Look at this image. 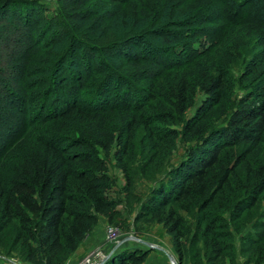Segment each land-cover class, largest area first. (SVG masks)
Listing matches in <instances>:
<instances>
[{"label": "rangeland", "instance_id": "obj_1", "mask_svg": "<svg viewBox=\"0 0 264 264\" xmlns=\"http://www.w3.org/2000/svg\"><path fill=\"white\" fill-rule=\"evenodd\" d=\"M4 1L7 0H0V4ZM83 1L84 6L77 8L76 11L85 12L86 15L89 13L91 17L85 22L76 24L86 27L89 37L107 42L122 39L129 46V50H123L120 45L113 47V56L104 58L102 53L95 52V60H92L88 57L85 59L83 47L80 44L76 45L78 50L75 48L68 60L61 57L62 65L56 75V72L51 71V66L60 58L59 55L69 35L64 33L63 38L59 35L55 38L56 30L49 28L47 21L41 20L36 13L43 9L38 10L30 2L55 10L60 1H19L22 2V6H31L29 11L24 7L21 8V12L30 14L34 41L42 47V51L36 56L37 63L32 64V67L39 68L38 70L43 73L27 79L28 82H41L39 89H36L38 94L34 93L29 99L30 112L27 116L21 115L22 121L14 126V131L0 136V182L3 184L7 182L5 185H9L8 181L13 176L15 167L20 165L25 157L42 149L39 139L47 137L48 132L56 133L64 137V140L76 136L86 138L90 135L88 132L100 133L98 127L102 126L101 122L98 123L91 117L104 114L108 131L113 134L114 141L109 152L100 145L96 147V151L106 161L107 173L113 180L110 194L117 201V206L113 220L102 215L98 224L102 226L104 244L117 245L123 239H128L127 247L118 248L108 254V247L101 245L79 261L74 259V253L64 264H80L88 256L91 258L90 264H100L99 261L103 256L111 259L115 254L125 250H143L146 251L147 257L154 251L165 258L167 252L175 259L172 261L169 258V264H174L175 261L176 264L179 262L180 264H264V234L259 237L256 234L257 231H264V195L255 201L254 207L238 213V218L234 221L231 216L236 217L237 212L234 216L232 212L234 209L232 211L228 209L230 206L228 204L232 203L233 206L238 199L246 195L245 191L239 192V190L254 183L255 171L264 164V141L250 155H246L247 162L239 167L237 171L239 173L231 176L232 188L234 191L237 189V192L229 200L227 195L217 194L215 201L207 208L193 204L191 209L187 210L184 208L187 204L185 202L183 207L181 205L179 207V204L174 205L183 218L182 241L186 246L185 257L181 261L174 236L167 233L163 224L155 221L145 210L152 189L168 176L171 169L186 159L187 149L196 143L193 132H190V129L186 128L179 119L155 118V112H162L163 106L169 105L165 97L167 88L177 84L182 78L189 80L195 87L193 105L184 113V118L189 121L197 114L206 99L200 84L222 71L226 76L225 98L209 112L204 122L209 130L226 124L228 114L233 110L232 101L238 102L250 90L264 88L262 83L264 33L260 24L252 22L247 17L250 1L231 0L236 3V6H229L231 9L228 8L230 0ZM110 12L114 15L112 16ZM47 14L52 16L53 12L47 11ZM228 14H232L233 20L229 21L224 17ZM202 20L208 23H203ZM199 30H214V32H209V36L207 34L196 37ZM60 35L62 36V32ZM156 48L171 50L167 55L168 58L163 64L161 63L163 68L167 69L158 81L161 87L157 89V93L161 95L157 100L144 101L137 95L125 99L121 95L117 96L114 88L109 90V94H97L99 92L97 87L105 80L106 75L116 72L124 74L128 70L126 61H129L132 50L148 53ZM75 55L78 56L74 57ZM258 66V70L254 71ZM78 69H83V76L92 82L88 93L79 98L85 113L35 123L32 118L33 112L40 108V117H44L50 108L45 104H50L52 98H56L55 94H58L56 98L58 99L65 93L62 92L63 88L61 89L62 76L68 77L65 81V86L68 87ZM124 79L126 84L137 83L138 86L147 84L131 77ZM75 83L77 85L78 81ZM49 85L53 89L52 92L57 88L54 95H51L52 92L47 89ZM126 88L123 87L124 90ZM162 88L166 89L162 90ZM105 95L108 96L106 99L110 100L107 103L108 108L104 106ZM118 102L120 105H117ZM139 104L144 105L140 107ZM94 108L97 110L105 108L106 112L95 114ZM134 119L135 126L130 129L129 124ZM166 129L176 130L175 134L169 136ZM23 132H26L25 135L20 136ZM246 147L242 144L226 150L224 162H232L237 155L245 151ZM124 150H126L123 157L126 170L119 159L120 153ZM232 188L231 193H233ZM246 204L247 202L241 206L242 209ZM2 207L3 205L0 204V264H30L22 257L24 244L23 240L18 239L17 225L15 222L8 224L4 221ZM201 223L202 225L199 226ZM210 224L211 229H208L207 226ZM224 224L226 226L228 224V228L232 231V238L229 240L233 244L231 251L224 249L227 247L225 242H228V239L221 236ZM110 228L118 233L115 242L109 241ZM216 232H220L221 235L215 236ZM215 242L224 250L217 260L210 259L211 255L216 254L213 251Z\"/></svg>", "mask_w": 264, "mask_h": 264}, {"label": "trees", "instance_id": "obj_2", "mask_svg": "<svg viewBox=\"0 0 264 264\" xmlns=\"http://www.w3.org/2000/svg\"><path fill=\"white\" fill-rule=\"evenodd\" d=\"M19 1L7 0L0 4L2 6L0 8V136L14 131V126L22 121L21 115L27 116L30 112L31 100L29 99L34 93L38 94L36 89H39L41 82L36 83L31 80L28 82L27 79L43 73L38 70L39 68L32 67V64L37 63L36 56L42 51V47L34 41L30 14L21 12V8L24 7L29 11L31 6H22V2ZM59 1L60 4L55 10L44 5H41V8L38 3L30 2L38 10L43 9L36 13L41 20L47 21L49 28L56 30L55 38L57 35L63 38L64 33L69 35L64 47L66 50L63 49L59 55L60 58L51 66L53 73L58 74L62 65L61 57L68 60L73 50L75 48L78 50L76 45L79 44L85 51L83 53L85 59L88 57L92 60H95V52L102 53L104 58L113 56V47L120 45L123 50H129V46L122 39L107 42L89 37L86 27L76 24L85 22L91 17L89 13L86 15L85 12L76 11L77 8L84 6L83 0ZM249 1L247 17L252 22L260 24L261 31L264 33V0ZM229 4V9H231L229 6H236V3L231 0ZM47 11H52L53 15L49 16ZM110 14L114 15L113 12ZM224 17L229 21L233 20L232 14H228V18ZM209 32L214 30H199L195 36L201 37L207 34L209 36ZM170 52L171 50L162 48H156L148 53L132 50L129 61H126L128 70L124 74L116 72L106 75L105 80L97 87L99 90L97 94H109V90L114 88L116 95H121L125 99L137 95L144 101L157 100L161 95L157 93V89L161 87L158 81L167 69H164L162 64ZM101 61L103 63V60ZM262 65L264 66V60ZM258 68L259 66L254 71ZM82 70H77L76 76L68 87L65 86L68 77L61 75L63 77L61 89L63 88L62 92H65L62 98L56 99L57 88L52 92L51 85L47 86V89L52 92L51 95L55 94L56 98H52L51 106L45 104L50 108L44 117H40V108L33 112L32 118L35 123L85 113L79 98L88 93L92 82L83 76L84 70ZM125 77L147 84L144 86H138L137 83L126 84ZM225 79L226 76L219 71L200 84L206 99L197 114L189 121L184 118V113L193 105L195 87L186 78L180 79L177 84L167 88L165 97L169 105L163 106L162 112L154 113L155 118L160 120L172 117L179 119L196 137V143L186 151V159L171 169L168 176L152 189L145 208L146 213L158 223L163 224L167 233L174 236L180 261L185 257L186 245L182 241L183 218L174 205L179 204V207H183L185 202L187 204L184 208L187 210L191 209L193 204H199L200 208H207L215 201L217 194L227 195L229 200L237 192V189L234 191L232 188L231 176L239 173L237 172L239 167L247 162L246 155H250L264 141L263 87L250 90L238 102L232 101L233 110L228 114L225 125L210 130L206 128L204 122L209 112L225 98ZM75 80L78 81L77 85ZM262 83L264 85V80ZM124 86L127 87L125 90ZM165 89L162 88V90ZM104 97L106 99L108 96ZM109 101L106 99L104 103L107 108ZM117 105H120V102ZM126 105L129 106L128 103ZM143 105L139 104L140 107ZM93 112L97 114L106 111L105 108L102 110L96 108ZM103 115L91 117L94 121L101 122L102 126H96L100 129V133L88 132L90 135L86 138L76 136L64 140V137L48 132L47 137L39 139L42 149L25 157L20 165L15 167V172L8 181L9 185H5L7 182L5 184L0 182L3 218L8 224L16 223L18 239L23 240L24 244L21 254L27 263L64 264L92 233L99 223L100 216L106 215L109 219H114L117 201L110 194L113 180L107 173L105 159L96 151V147L100 145L109 152L114 141V136L109 133ZM134 124L135 119L130 122V129L135 126ZM166 130L169 136H173L176 131ZM25 133L23 132L20 136ZM242 144L247 146L245 151L237 155L232 162H224V152ZM125 153L126 150L120 153L119 159L126 170L123 159ZM255 173L254 183L249 187L243 186L239 190V192L245 191L246 195L233 202V206H231L232 203L228 204L229 211L234 209L232 211L234 216L237 212L236 217L231 216L232 221L238 218V213L254 207L255 201L264 195V164ZM231 188L233 193L230 192ZM243 202L247 204L242 209ZM221 217L224 218V216ZM201 225L202 223L199 224ZM210 226L211 224L207 226L208 229H211ZM228 227V224L225 225L221 232L223 234L216 232L215 236L221 235L228 239V242H225L227 247L224 249L231 251L233 244L229 240L232 238V231ZM256 234L258 237L263 236L264 231H257ZM219 245L215 242L213 251L216 254L211 255L210 259L217 260L221 257L220 254L224 250ZM146 258V251L125 250L107 259L104 264H143Z\"/></svg>", "mask_w": 264, "mask_h": 264}, {"label": "crops", "instance_id": "obj_3", "mask_svg": "<svg viewBox=\"0 0 264 264\" xmlns=\"http://www.w3.org/2000/svg\"><path fill=\"white\" fill-rule=\"evenodd\" d=\"M104 241L105 239L102 233V226L101 224H98L94 228L92 233L83 241V243L76 250L74 259L77 261H79V259L81 260L89 252L95 250L101 245H104V247H108L109 249L108 254H111L112 252L116 251L118 248L127 247L126 242L128 241V239H123L117 245H112V246L109 245L108 243L104 244L105 243ZM166 256L167 258L152 251L149 253L148 257L146 258L143 264H169L168 260L170 258V254L166 252Z\"/></svg>", "mask_w": 264, "mask_h": 264}, {"label": "built area", "instance_id": "obj_4", "mask_svg": "<svg viewBox=\"0 0 264 264\" xmlns=\"http://www.w3.org/2000/svg\"><path fill=\"white\" fill-rule=\"evenodd\" d=\"M108 238H109V241L111 242H115L118 238V233L116 230H114L113 228H110L109 231H108ZM105 259V256L102 257V259H100L99 263L101 264V262ZM88 261L87 264H90L91 263V258H86L83 262H81L80 264H86V261Z\"/></svg>", "mask_w": 264, "mask_h": 264}, {"label": "water", "instance_id": "obj_5", "mask_svg": "<svg viewBox=\"0 0 264 264\" xmlns=\"http://www.w3.org/2000/svg\"><path fill=\"white\" fill-rule=\"evenodd\" d=\"M106 258H108V257H105V259L101 262V264H104V262L107 260ZM170 258L172 259V261L175 260L173 255H170ZM174 264H176V261H175ZM179 264H180V263H179Z\"/></svg>", "mask_w": 264, "mask_h": 264}]
</instances>
